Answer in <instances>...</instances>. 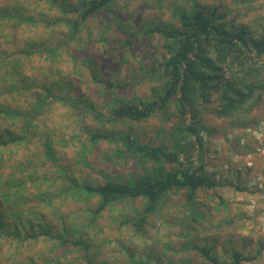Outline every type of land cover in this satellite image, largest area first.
I'll return each instance as SVG.
<instances>
[{
  "label": "trees",
  "instance_id": "trees-1",
  "mask_svg": "<svg viewBox=\"0 0 264 264\" xmlns=\"http://www.w3.org/2000/svg\"><path fill=\"white\" fill-rule=\"evenodd\" d=\"M62 1L0 0V264H35L31 253L39 243L51 246L55 260L41 255V264H64L62 260L73 253L83 256L86 264H98L95 256L102 245L94 243L88 232L107 210L126 200L143 199V213L131 222L143 232L170 192L183 189L187 202L193 203L199 189L217 186L205 164L194 169L181 158L183 149L171 151L84 122L76 123L82 132L71 137L59 126L57 105L85 116L94 108L89 98L79 95L74 80L62 77L64 46L82 42V23L116 0ZM44 3L75 18L47 17ZM222 18L216 10L199 8L181 13L179 28H149L165 40L171 53L160 66L162 91L145 104L114 107L109 115L112 122H139L165 113L188 142L195 137L203 145L204 134L231 133L240 145L249 130L264 121V34L257 38L234 24L227 30ZM64 25L69 27L68 35L60 32ZM68 55L77 61L73 53ZM95 79L104 87H117L115 82ZM111 137H118L138 159L172 169L130 180L78 181L75 173L80 168L74 159L82 158L81 164L91 167L90 147ZM63 141L72 145L68 151L76 150L74 159L57 147ZM64 196L77 197L72 200L76 204L86 202L79 215L85 218L74 225L79 211H66ZM92 199L96 200L93 206ZM201 250L207 264H224ZM253 259L236 251L232 264Z\"/></svg>",
  "mask_w": 264,
  "mask_h": 264
},
{
  "label": "rangeland",
  "instance_id": "rangeland-1",
  "mask_svg": "<svg viewBox=\"0 0 264 264\" xmlns=\"http://www.w3.org/2000/svg\"><path fill=\"white\" fill-rule=\"evenodd\" d=\"M82 1L63 0L61 3L79 4ZM253 2L116 0L82 23L79 33L82 42L77 45L74 41L70 48L64 46L66 58L62 77L74 80L80 88L79 95L84 100L89 98L94 104L86 116L82 111H71L64 105H57L60 107L56 109L58 124L65 127L69 136L80 134L81 125L76 123L84 122L93 129L119 130L138 141L171 151L183 149L181 158H185L194 169L205 164L208 176L217 184L213 189H199L193 203L187 202L183 189L170 192L155 214L150 216L143 232H138L131 223L133 218L143 213L146 204L143 199L126 200L107 210L98 220V226L88 232L94 243L102 245L95 256L96 263L207 264L208 259L201 250L205 249L224 264L233 263L236 251L246 258H254L243 264H264V121L252 127L240 145L231 133L218 137L204 134V143L200 145L195 137L188 142L185 133L177 130L165 113L139 122H112L109 117L116 106L142 105L156 99L162 91L164 79L161 78L160 66L171 53L165 40L149 28H179L181 13H193L195 9L204 8L206 12L216 10L217 15L223 17L221 23L227 30L234 24L258 38L264 34V18L261 19L258 5ZM25 5L31 7L30 2ZM44 6L43 15L47 17L54 14L59 20L75 18L62 14L47 3ZM60 32L68 35L69 27L62 26ZM70 53L78 58L74 60L76 65L69 57ZM31 69H35L34 65ZM95 76L97 80L115 82L117 87H104ZM94 145L90 147L93 151L87 154L92 166L85 167L81 164L82 158L75 160V156L71 157L76 152L74 149L68 151L71 144L67 141L57 144L63 154L74 159L75 167L82 170L75 173L78 181L130 180L171 168L168 164L138 159L118 137ZM76 198L64 196L66 211H79L72 225L85 218H79V215L84 210L82 204L86 202L73 203ZM95 204L96 200L92 199L91 205ZM73 254L62 260L64 264H86L83 256ZM31 255L35 264H41V255L55 261L51 246L46 243L34 246Z\"/></svg>",
  "mask_w": 264,
  "mask_h": 264
},
{
  "label": "crops",
  "instance_id": "crops-1",
  "mask_svg": "<svg viewBox=\"0 0 264 264\" xmlns=\"http://www.w3.org/2000/svg\"><path fill=\"white\" fill-rule=\"evenodd\" d=\"M263 3H264V0H254V2H253L254 5H258V7H257L258 8V14L262 16L261 19L264 18V9L262 10V8H261V4H263ZM258 14H256V16ZM256 19L258 20L260 18L257 17Z\"/></svg>",
  "mask_w": 264,
  "mask_h": 264
}]
</instances>
